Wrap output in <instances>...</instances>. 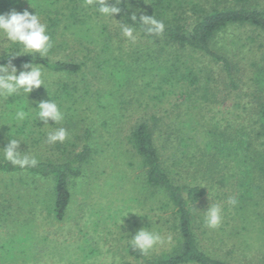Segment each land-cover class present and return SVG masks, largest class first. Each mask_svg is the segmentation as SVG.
Instances as JSON below:
<instances>
[{"label": "rangeland", "instance_id": "1", "mask_svg": "<svg viewBox=\"0 0 264 264\" xmlns=\"http://www.w3.org/2000/svg\"><path fill=\"white\" fill-rule=\"evenodd\" d=\"M11 10L36 12L46 23L53 44L46 57L51 61L85 63L83 73L66 79L43 69L44 86L27 98L17 96L19 103L35 106L46 101V89L54 91L59 82L76 84L78 98L66 105L61 124L69 133L62 147L80 151L84 132L91 131L92 137L90 159L83 176L70 185V207L61 222L49 213L50 181L0 174V264H137L126 248L141 228L158 232L166 241L171 237L147 257L168 253L178 240L172 207L147 187L141 159L128 141L135 124L152 125L155 119L162 120L161 128L168 133L164 145V136L158 133L156 144L165 149L163 157L168 156L165 167L170 177L180 186L197 185L207 192L193 211L202 251L228 264H264V136L259 122L264 71L261 78L257 73L264 68V34L231 28L215 38L214 49L232 65L235 88L221 64L203 54L179 52L200 72V81L197 99L177 101L158 96L150 85L155 73L147 71L145 62L152 56L161 60L150 53L159 46L137 36L134 43L127 40L115 16L105 18L81 0H0V14ZM104 38L107 49L101 56L108 62L100 70L94 60ZM5 42L0 36V54L18 47ZM163 54L162 59L171 58ZM111 65L132 69L131 89L114 85L108 75ZM22 70L30 69L17 68V75ZM6 105L0 101V152L14 136L5 134ZM181 119L188 126L179 134L176 122ZM16 138L23 139L19 150L37 160L56 158L48 144ZM230 197L237 199L236 206L227 203ZM213 204L221 206L223 217L216 229L204 222V211Z\"/></svg>", "mask_w": 264, "mask_h": 264}, {"label": "trees", "instance_id": "2", "mask_svg": "<svg viewBox=\"0 0 264 264\" xmlns=\"http://www.w3.org/2000/svg\"><path fill=\"white\" fill-rule=\"evenodd\" d=\"M81 1L86 2V0ZM109 2L115 4L117 0H109ZM93 6L98 7V0ZM117 6L121 8V12L114 14V16L120 22V25L133 27L135 29L134 34L138 39L159 46L158 51L150 53L157 54L156 57L161 60L152 56L151 60L145 62L148 68L147 71L155 73L150 80L153 91L158 93V96L174 97L177 101L182 98H186V100L197 99L195 93L200 81V72L189 62V59H184L179 52L203 54L216 64H221L230 86L235 88L232 65L223 53L214 49L215 38L231 28H249L257 33L264 34V0H120ZM133 15L137 17V20H133ZM142 15L153 16L157 20L163 21L165 25L163 35L147 34L144 31V26L138 20ZM106 41L105 38L102 39L103 44H100L102 52L94 60V67L100 70L108 62H105L103 56H101L105 52L104 50L107 49ZM261 47L263 48V46ZM163 53H168L171 58L162 59ZM8 54H11V52L0 54V64H7L10 61L11 65L17 68H22L26 63L39 64L42 69L65 79L79 76L83 73L85 66L83 62L51 61L48 57H40L36 53L32 55L22 54L15 57ZM148 55L147 58H151V55ZM121 69L117 70L114 65H111L108 75L114 85L117 88L119 87V90L124 89L126 91L131 89L134 82V78L131 79L132 81L129 79L132 69L128 67ZM263 71L264 68L258 69L257 73H260L258 77L261 76ZM45 92L46 101L56 102L64 113L65 119V114L68 112L66 105L78 98L76 97L78 93L77 85L68 84L67 80L61 81L56 84L54 91L46 89ZM14 101H16L14 104L6 105L8 111H2V115L7 117L6 128L8 131L5 132L7 137L11 138V135H14L13 138L17 136H22L25 139L31 137L38 144L42 142L47 144V133L57 127H63L62 122L59 125L54 124L51 128L48 127L53 123L51 120H49L48 126H44V122L38 119L35 120L38 108L33 109L19 103L18 97L15 99L13 97L7 103H13ZM37 104L31 107H36ZM177 105V103L172 105L174 111L178 109ZM20 107H23L29 113V117L21 122L19 127L14 121V114L16 109ZM259 122L261 133L264 136V103L259 107ZM161 123V119H155L152 125L146 121L138 122L131 130L128 141L141 159L147 187L150 188L153 194L163 196L167 201L166 207L168 205L172 207L176 222L174 226L175 235L178 240L168 253H162L153 258L141 254L131 244L127 246L126 253L137 264H228L205 253L198 245L193 211L195 210L194 206L207 195V192L197 185L180 186L170 177L165 167L168 156L164 158L161 154V150L164 149L163 146H160L158 142L156 144V141L160 140L158 133L164 136V139L161 140L163 145L168 140V133L162 130ZM176 123L178 127H181L176 132L182 134L188 124L182 119L179 123ZM211 132L208 131L207 134L213 135ZM91 137L92 132L89 130L84 132L82 138L80 137L82 141L80 151H67L62 147L63 143L48 144L53 148L54 155L51 154V157L56 158L38 160L35 167L26 169L11 165L3 158V152H0V174H21L24 177L50 181L51 206L49 207V213L55 221L61 222L65 219L70 207V185L83 176L84 166L90 159ZM182 141L180 139L179 143L183 147L186 146V143H182Z\"/></svg>", "mask_w": 264, "mask_h": 264}, {"label": "clouds", "instance_id": "3", "mask_svg": "<svg viewBox=\"0 0 264 264\" xmlns=\"http://www.w3.org/2000/svg\"><path fill=\"white\" fill-rule=\"evenodd\" d=\"M96 0H86L88 5H93ZM117 3H110L109 0H98L97 11L105 18L113 19L114 14L121 12V8ZM133 20L137 17L133 15ZM140 23L144 26V31L149 35L161 36L163 35L165 25L163 21L157 20L153 16H140ZM122 34L127 40L135 42L137 37L134 34L135 29L127 25H121ZM0 36L4 38L5 43L10 45H18V47L11 48L9 56L15 57L22 54L33 53L40 57L46 56L53 47L51 37L47 34L46 23L41 22V18L35 14L25 10L19 13L11 10L9 13L0 14ZM14 49H19L18 52H13ZM23 69L17 75V68L11 65L10 61L7 64H0V101L5 104L9 97L16 98L24 94L27 98L28 94L34 89L44 86V71L39 64L26 63L22 66ZM27 100V99H26ZM38 112L35 115V120L44 122V126H48V121L51 120L53 124L59 125L64 120V113L60 110L57 103L49 101H41L37 104ZM29 117V113L23 107L17 108L14 114V121L18 124ZM7 125V124H5ZM49 127V126H48ZM51 128V127H50ZM68 131L64 127H57L53 131L47 133L46 143L51 145L55 143H63L68 138ZM23 142L22 138H11L7 145L3 148V158L11 165L19 167L20 169L32 168L38 164L35 156H31L27 151H20V144ZM230 206H236L238 201L234 197H230L227 201ZM222 209L219 204H213L204 211L205 225L210 229H216L222 222ZM131 245L141 254H147L153 250L157 245H163L165 242L170 243L171 237H167V241L158 232L149 231L145 228L138 230L132 236Z\"/></svg>", "mask_w": 264, "mask_h": 264}]
</instances>
